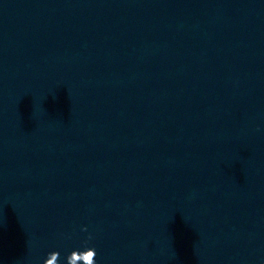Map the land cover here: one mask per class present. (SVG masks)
Segmentation results:
<instances>
[{
    "label": "clouds",
    "instance_id": "9594fccd",
    "mask_svg": "<svg viewBox=\"0 0 264 264\" xmlns=\"http://www.w3.org/2000/svg\"><path fill=\"white\" fill-rule=\"evenodd\" d=\"M86 231V229H83ZM91 239V236L88 238ZM96 250L94 247H85L83 250H72L65 258V264H96ZM43 264H60V252L52 251L48 253Z\"/></svg>",
    "mask_w": 264,
    "mask_h": 264
}]
</instances>
